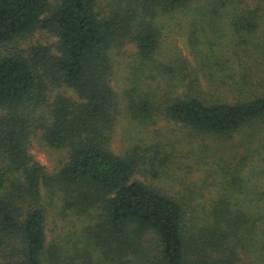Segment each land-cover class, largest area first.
I'll use <instances>...</instances> for the list:
<instances>
[{"label": "trees", "instance_id": "trees-1", "mask_svg": "<svg viewBox=\"0 0 264 264\" xmlns=\"http://www.w3.org/2000/svg\"><path fill=\"white\" fill-rule=\"evenodd\" d=\"M178 27L189 56L168 43ZM125 118L138 136L159 122L204 140L261 134L264 0H0V264H264V138L207 154L169 194L139 177H162L168 154L113 148ZM35 142L66 152L59 171ZM50 192L86 223L68 253L48 242Z\"/></svg>", "mask_w": 264, "mask_h": 264}, {"label": "rangeland", "instance_id": "rangeland-1", "mask_svg": "<svg viewBox=\"0 0 264 264\" xmlns=\"http://www.w3.org/2000/svg\"><path fill=\"white\" fill-rule=\"evenodd\" d=\"M171 33L170 41L168 42L170 47L174 50H178L180 54L184 56H189L191 52L188 37L189 31L186 29L181 30L178 27V29H171ZM35 40H40L45 44L55 42L54 39L46 42V38L41 34H39ZM132 49L131 45L125 47L123 51H127L128 53L118 57L120 61L116 67L117 74L115 76L117 77L114 82L115 86H118V91H120L125 84V77L127 76L126 62L129 59L127 56L131 54ZM120 62H122L123 65H120ZM61 91L63 92V90L56 89L55 93H60ZM55 93H53V96ZM257 125L246 128L241 134L235 135L233 138L226 141L222 139L204 140L194 135L190 136L188 131L181 129L179 125L165 122H159L150 126L147 130H144V133H139L138 136L136 123L129 118H125V120L117 126L119 138H114L112 145L117 152H122L126 147L137 144V142L147 147L158 146L157 150L168 154L172 161L168 162L165 167H163L165 168L164 174L160 178L152 179L149 175L144 174H140L139 177L149 184L155 185L158 188H163V190L169 194H176L183 189V184L190 185L198 178H201L203 173L201 170L204 163L203 158L207 154H213L214 152L223 150L222 152H225L226 155L225 161H227V159L230 158L228 151L231 142H240L243 138L247 139V136L251 132L252 134L255 133L264 138V131L259 134V131L256 130L258 129ZM252 138H254V136H251V140ZM205 144H207V146H205ZM32 153L40 163L54 173L62 168L67 156L65 151L50 148L37 142L32 145ZM215 159L218 169H220L221 165L225 162L224 158L219 154V157ZM223 167L225 166L223 165ZM234 168L235 166L230 168L226 167V169L230 170V174L235 172ZM254 178L255 177H252V179ZM181 180L184 182L181 183ZM45 206L48 208L46 221L48 242L53 245L60 244L67 253L72 251V249H74V242L78 238L83 239L86 223L83 218H80L71 211L64 212L59 193H46Z\"/></svg>", "mask_w": 264, "mask_h": 264}]
</instances>
